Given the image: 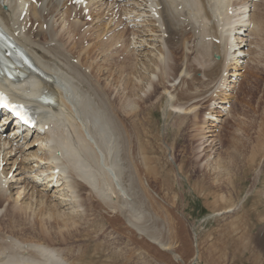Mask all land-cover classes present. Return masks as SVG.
Listing matches in <instances>:
<instances>
[{
  "label": "bare ground",
  "instance_id": "6f19581e",
  "mask_svg": "<svg viewBox=\"0 0 264 264\" xmlns=\"http://www.w3.org/2000/svg\"><path fill=\"white\" fill-rule=\"evenodd\" d=\"M40 1L42 8L33 10V16L40 21L37 34L34 35L33 40L32 35L25 40L33 50L32 55L37 63L53 77L51 81L34 79L38 84L37 98L48 90L57 98L59 105L54 108L49 107L50 116L45 117V125L49 129L44 133L38 130L21 131L16 121L7 125L5 121L11 120L4 114L5 118L0 125V155H3L5 176L11 174L12 177L7 188L0 185V264H72L66 252L72 253L75 251L74 247H60L65 249L64 253L63 250L58 249L59 246H56L59 243L54 237H57V240L62 237L69 239L68 236L82 232L81 229L86 226L83 223L86 218L82 217L84 211L89 210L86 217L90 216V212H95L92 209V197L98 200L101 209H110L113 213L120 214L136 233L147 236L152 243L159 244L168 252H173V241L161 237L164 234V230L162 231L164 224L160 228L161 222L158 220L161 217L158 211L160 208H156L154 204L149 206L144 200L142 194L144 186L139 176L141 168L138 164L131 163L134 157L130 159L129 149L142 156L145 166H149L147 160H154H145L151 150L144 141V114L160 105L164 101L163 95L166 97L168 94L170 96L166 100V116L176 115L181 118L180 122L173 124L177 129L186 126L185 120L192 119L188 116L192 109L200 104L203 105L201 102L206 101L208 98L206 94L210 89H214L222 82L223 77L220 74L228 70L226 67L233 65L236 68V65H239L246 54L243 51L247 46L245 43L251 37L256 39L251 44H255L258 49L251 51V54H257L259 60L255 71L262 72V79H256L257 86L252 93L254 97H251L257 106L253 115L250 111V119L253 121L247 127L244 126L246 139L235 141L234 152L228 157V161L216 160L212 165V171L216 175L215 181L221 180V183L224 182V187L227 189L230 187L228 190L237 194L239 192L235 181L240 184L244 179H248V176L262 164V169L256 170L251 184V191L256 190L257 185L264 178V88L260 87V84H264V66L261 65L264 64V0L255 4L250 0L129 2L137 10H143L149 1H156L163 6V9L159 20L144 19L143 23L137 24V28L131 30L133 36L139 39L136 43L140 52L134 58L133 51L131 54L133 56L128 55L120 67L122 72H125L126 60L129 59V62L132 59L133 62L137 60L136 64H132L130 73L137 76L139 81L135 80L137 81L135 86L141 84L138 87L139 92L146 95L132 92L114 100L109 97L113 90L109 88L107 81L99 77L100 73L95 70L94 64L87 60L83 62L81 55L82 51L88 55L96 50V59H101L105 63L103 67H106L107 73L112 74L116 65L114 60L116 63L122 54L115 46L118 43L124 44L123 39L126 34L125 31L116 33L118 25L113 24L112 19L108 18L113 4L107 1L94 4L92 16L96 19V23L85 32V35L90 34V38L86 39L79 30L89 23L77 21L70 23L69 9L64 12L66 16L63 11L62 14L60 13L59 8H65L66 0ZM123 1L114 0L112 3L121 9ZM5 3L9 6L8 11H0L4 21L17 22L21 12L18 0H5ZM179 6L182 8L179 9ZM249 7H253V11L247 19L245 11ZM228 10L232 11V15H229ZM45 11L47 14H43ZM57 16L60 26L54 28V20L51 19ZM50 17L52 18L49 20ZM43 24H47L48 29L47 35L42 36L43 41H41L39 37L45 34ZM251 24L252 27L249 26ZM94 32L96 36H93ZM110 32H112L111 37L106 42L98 45L95 43ZM166 34L167 38L164 37ZM76 36H79L77 41H75ZM208 36L219 38L220 44L205 40ZM175 40L177 42H174ZM85 41L89 47L84 50L82 45ZM50 42L55 43L53 48L45 46ZM129 44L130 41H126L125 50L122 52L129 53L127 51ZM77 49L79 50L76 51ZM180 49H184L185 52ZM179 51L183 55L178 54ZM74 54L78 55L76 59L79 65L71 62V59L75 58ZM214 54L220 55V60H214ZM194 63L200 66L201 71L195 68ZM83 66L90 69L91 76L82 72L80 67ZM194 73H202L207 82H204V77L201 80L195 79ZM94 76L99 77L101 83L92 82L90 79ZM178 80L179 82L176 83ZM58 84L65 88L66 94L58 88ZM20 86H25L24 90L33 96L36 86L31 81H26ZM149 86L154 90L161 89L163 93L157 97L156 105L147 108L146 104L155 95V92L147 95ZM180 86L182 89L178 90ZM59 115L64 119L60 125L53 118ZM197 115H193L194 120ZM168 125L165 120V129ZM129 131L134 133L136 138L132 149L128 147L131 142L127 139ZM4 134L13 137L3 139ZM68 143L75 146L81 155L82 172L66 159L64 145ZM16 145L20 148L17 149ZM55 169L59 170L58 174L54 173ZM56 176L58 178L55 180ZM233 196L227 198L230 206L236 205L233 200L237 199L238 194ZM259 197L260 200H264V189ZM256 201L257 204H261L258 199ZM151 208L155 209V213ZM233 210L229 209L226 212ZM21 217L27 220L32 217L40 218L39 224L42 229L41 233L39 232L41 235L37 236L50 240V243H45L46 241L41 239L29 242L21 237L20 233L27 231L33 232L31 234L34 236L38 234L39 229L38 223H35L39 221L38 219L33 220L28 227L17 224L21 222ZM51 222L59 226V232L53 234L48 229ZM257 233V240L249 250L251 255L256 254L255 257L259 258L264 253V227L262 226ZM78 253L76 258L87 260V251L78 250ZM197 257L199 258L198 255Z\"/></svg>",
  "mask_w": 264,
  "mask_h": 264
},
{
  "label": "rangeland",
  "instance_id": "374dc122",
  "mask_svg": "<svg viewBox=\"0 0 264 264\" xmlns=\"http://www.w3.org/2000/svg\"><path fill=\"white\" fill-rule=\"evenodd\" d=\"M66 10H63L65 16L66 13L64 12H66ZM45 12H43V14ZM60 13L62 14V10ZM95 21L96 19H93L91 23H87L88 26L90 28L94 26L96 23ZM53 23H58V21L54 20ZM85 32L86 31H84L82 36H86L85 38L87 39L89 33L85 35ZM131 34L133 35V33ZM46 35L47 33L45 32L43 36ZM93 36H96V32L93 33ZM133 39H135L133 40L134 42L129 41L130 44L133 42V45L136 46L133 52L135 58V55L139 54L140 48L136 43L139 40L137 36H134ZM103 42L102 37L95 43L98 45ZM174 42H176V40ZM245 45H247V43H245ZM84 48H86V45ZM254 49L258 50L256 45L246 48L245 51L247 52V50ZM78 50L79 49L76 51ZM180 51L185 52L184 49H180ZM180 51L178 54L183 55ZM81 55L83 62L87 60V62L94 64L95 70L100 73L99 77L107 81L109 88L113 90V93L109 95L110 99L114 100L126 94L132 92L136 94L140 91L138 87L141 84L139 83V86H135V82L138 81L137 76H133L130 73L132 64H136L137 60H134V62L132 58L130 62L126 60L127 68L125 72H122L120 68L121 64H116L114 60V64L116 65L113 64L114 69L112 70V74H108L105 70L106 67H103L105 63H103L101 59H96V50H93L91 54L88 55L85 51H82ZM256 56L257 54L254 55L250 53L249 60L247 59L242 65V67H244L243 70L245 69L246 71H242L241 73V86L239 88L237 87L238 89H232L233 87L231 86L233 91L231 90L228 92V94L231 95L230 104L232 107L230 108V115L223 117L226 118L229 116V118L219 121L222 123L224 122L222 124L223 129L221 133L218 134L214 132L213 128L211 130L209 123H203V121H206L205 118H207L203 116V112L209 105V103H206L208 98L205 102H201L202 104L206 103L205 105L200 104L192 109V112L188 115L192 119L190 120L188 118L187 121L185 120L186 123L184 124H186V126H182L183 129L181 127L177 129L173 124L180 122L181 118L178 116L176 117V115L166 116V100H168V96H170L168 94L166 97L163 95L164 101H162L160 105L152 108V111L143 116L145 117V120L143 119L144 141L151 150V153L148 154L149 158H147L148 156L146 155L145 160H154H147L146 163L149 164L150 167L145 166L142 156L129 149L136 141L134 133L129 131L127 139L132 142H129L128 146L129 156L130 159L134 157L131 163H135V165L138 164L141 168L139 176L142 186H144V191L142 192L145 197L144 200H146L147 205L150 206V204H154L156 208H160V210H158L159 216H161L158 218L161 222L160 228L163 224L165 226L162 227V231H165H163L165 235L163 234L161 237H167L173 241V252H168L160 247L159 244L152 243L147 236L144 237L136 233L120 214L113 213L110 209H101V206L97 203L98 200L92 197V209H94L95 212H90V216L86 217L89 210L84 211L85 214L82 217H85L86 220H82L86 226L82 228L83 230L81 229L82 232L68 236L69 239L62 237L57 240L58 238L54 237V240L59 243V245H56L59 246L58 249L60 247H74L75 251L72 253L66 252L69 256L64 254L72 264H264V253L258 258L255 257L256 254L251 255L250 252V247L254 246L257 240V231H259L262 226L264 227V200L259 199V195H261V191L264 189V178L257 185L256 190L253 192L251 191V184L253 183L255 174L260 168L262 169V164L255 169V172L248 176V179H244L240 184L235 181L239 192L237 193V199L233 200L236 204L235 206H230L227 203V198H230V196L234 197L233 195L236 196L237 194L229 191L228 189H230V187H228V189L224 187V182L221 183V180L218 182L215 181L216 175L214 174L215 172L212 171V165L216 160L221 162L228 161V157L234 152L235 141L241 138L246 139L244 126L247 127L248 124L253 121L250 119V111L251 115H253V111L257 106L255 100L251 99V97H254L252 93L257 86L255 85L256 79L262 77L261 71H255L257 64H259V60ZM119 61L122 60L119 59L118 62ZM194 65L198 67L195 66L196 69L201 71L198 64L194 63ZM261 65L264 66V64ZM108 69L110 68L108 67ZM194 74L195 79L198 80L204 77L202 73ZM99 77L94 76L90 80L94 83L100 82ZM129 77H131L132 80ZM203 79L205 82L206 78L204 77ZM178 82L179 80L176 81V83ZM168 85H166L167 88H169ZM260 87L264 88V84H260ZM215 88H218V86H215ZM100 89L102 90V85ZM181 89V86L178 87V90ZM171 91L173 90L171 89ZM154 92L155 95H153L145 107L148 108L151 105H156L157 97L163 93L161 89L154 90L152 86H149L147 95ZM139 93L141 94V92ZM210 94L209 92L206 95L209 96ZM141 95L145 96L146 94L144 95V93H142ZM259 96H261V94ZM219 107L220 106L217 105V111H219ZM222 108L221 106L220 109ZM194 114H198L195 120L193 118ZM165 120L169 124L167 129L164 127ZM218 120L219 119L216 121ZM84 194L86 195L87 193ZM256 199L261 201V204L259 203L260 205L257 204ZM229 209L234 210L226 212ZM151 210L155 213V209L151 208ZM37 219L39 220L40 218L32 217L27 220L21 217V222L17 221L21 224L16 223L28 227L33 220L35 221ZM6 220L7 219H5V221ZM39 222L41 221H35L36 224L38 223V234L35 233L36 235L33 236V234H31L33 232L27 231L20 233V236L24 237L29 242L40 240L41 238L37 236L41 235L42 229ZM53 223L55 222L49 224L48 229L55 234L59 232V226ZM243 232H245V234H243ZM44 240L45 239H41V241ZM47 240L48 239L45 240V243H50V240ZM60 240H62V242ZM64 248H60L59 250L64 251ZM78 250L80 252L87 251V260L82 261L76 258V254H79ZM74 252L75 254L73 255Z\"/></svg>",
  "mask_w": 264,
  "mask_h": 264
},
{
  "label": "snow or ice",
  "instance_id": "6c2138e0",
  "mask_svg": "<svg viewBox=\"0 0 264 264\" xmlns=\"http://www.w3.org/2000/svg\"><path fill=\"white\" fill-rule=\"evenodd\" d=\"M5 106L7 107V106H9V105L5 104Z\"/></svg>",
  "mask_w": 264,
  "mask_h": 264
}]
</instances>
